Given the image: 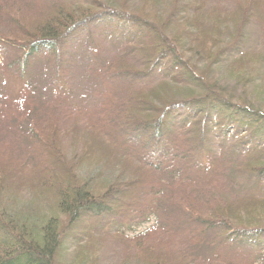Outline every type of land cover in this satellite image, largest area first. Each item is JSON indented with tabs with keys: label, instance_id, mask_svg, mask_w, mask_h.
I'll return each instance as SVG.
<instances>
[{
	"label": "trees",
	"instance_id": "1",
	"mask_svg": "<svg viewBox=\"0 0 264 264\" xmlns=\"http://www.w3.org/2000/svg\"><path fill=\"white\" fill-rule=\"evenodd\" d=\"M0 35L1 110L11 81L56 102L38 155L0 161V264H99L110 238L137 264H264V0H0Z\"/></svg>",
	"mask_w": 264,
	"mask_h": 264
},
{
	"label": "rangeland",
	"instance_id": "2",
	"mask_svg": "<svg viewBox=\"0 0 264 264\" xmlns=\"http://www.w3.org/2000/svg\"><path fill=\"white\" fill-rule=\"evenodd\" d=\"M1 36V35H0ZM1 36V40H6L7 37ZM5 59L1 56L0 54V65L2 66V63H4ZM44 80L41 78L36 79L33 82V85H30V88H25L24 91H21L22 85L18 81H11V86L14 90V96L12 97L13 100H9V109L2 111V106L0 105V161L2 162H8L12 161L13 163H17V161H22L25 160L26 156L30 153L32 155L36 154L38 155V149L35 145V142L37 141L35 134L37 133L39 135V139L41 138L40 132L43 133L42 127L37 124L36 120L39 117H42L46 114L53 113L55 109L56 102L53 101L52 98L47 97L46 94L50 93L52 97L53 94H51V90L47 89L45 86H42L41 82ZM32 88V90H31ZM40 89L43 91V96H42V102L44 103L41 107L27 111L25 108V105L28 103V99L30 100L32 97H35ZM22 95V96H21ZM4 96L6 97V91H4ZM20 96V97H19ZM93 100H90V106L95 107L94 103H97L102 97H95L93 95ZM5 97H2L0 95V103L1 99H6ZM17 100V101H16ZM102 108V107H101ZM100 108V109H101ZM105 108V107H104ZM99 110V109H98ZM71 118L65 119V123L69 122ZM34 132V133H32ZM95 162V161H94ZM93 162V163H94ZM38 163V162H36ZM106 165V162H102V164H99L97 167L98 169L104 168L101 166ZM100 166V167H99ZM90 167V166H89ZM120 174V169H117V171L114 173V175H119ZM175 199L181 201L182 203L187 205V191L184 193H179L176 195H168L165 197V205H169V208L171 209L172 207V212L170 213V218L175 220V214L173 213L174 209L178 206L176 205ZM163 205V207L165 206ZM142 223L141 225H138L136 228H133L126 233L127 236L133 237V235L139 234L143 231H149L151 230L152 225H156L157 221L155 220V217L151 216L150 219L147 220V222H143V220H139L136 223ZM164 226L166 228V231L161 232V237L166 238L167 231L168 230H173L176 229L174 226H172L169 222L164 223ZM145 231V232H146ZM179 232H184L187 233V230L182 229ZM157 236V234L153 236L149 235H144L145 239L149 238H154ZM113 238H110L109 241L107 242V245L110 247H102L101 252L98 250L97 254H99L96 258L98 259L99 264H121L123 259L127 257H133L135 260L134 261H126V264H137V260L139 255L137 254V248H134L132 246V243H128V247H124V244L121 243L120 240L119 242H115L112 240ZM184 244V243H183ZM182 244V245H183ZM94 249V247L92 246ZM157 250H161L167 253H170L171 255L174 256L175 259H177V256L179 255L180 250L173 246V245H168V244H163L160 245L159 247H156ZM69 253L65 254L66 257L63 258L64 262H67V264H79V257L78 252L74 253L72 250L67 251ZM126 253V256H125ZM73 259H75L76 262H73ZM92 262L94 263V259L92 258ZM91 262V264H93ZM142 264V262L140 263Z\"/></svg>",
	"mask_w": 264,
	"mask_h": 264
}]
</instances>
